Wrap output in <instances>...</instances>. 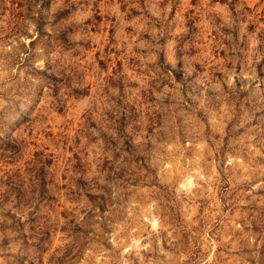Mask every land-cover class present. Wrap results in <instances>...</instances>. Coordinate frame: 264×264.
Instances as JSON below:
<instances>
[{"label":"rangeland","instance_id":"rangeland-1","mask_svg":"<svg viewBox=\"0 0 264 264\" xmlns=\"http://www.w3.org/2000/svg\"><path fill=\"white\" fill-rule=\"evenodd\" d=\"M0 264H264V0H0Z\"/></svg>","mask_w":264,"mask_h":264}]
</instances>
